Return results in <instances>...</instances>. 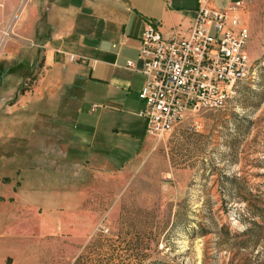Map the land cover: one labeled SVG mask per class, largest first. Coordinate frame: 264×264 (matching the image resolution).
<instances>
[{"label": "crops", "instance_id": "crops-1", "mask_svg": "<svg viewBox=\"0 0 264 264\" xmlns=\"http://www.w3.org/2000/svg\"><path fill=\"white\" fill-rule=\"evenodd\" d=\"M21 1L0 0V40ZM240 1L30 0L15 16L0 51V113L21 114L15 126L31 135L0 159V264H44L57 236H85L104 186L150 156L139 95L147 23L170 39L189 32L201 3Z\"/></svg>", "mask_w": 264, "mask_h": 264}, {"label": "rangeland", "instance_id": "rangeland-1", "mask_svg": "<svg viewBox=\"0 0 264 264\" xmlns=\"http://www.w3.org/2000/svg\"><path fill=\"white\" fill-rule=\"evenodd\" d=\"M29 2L19 3L0 47ZM243 17L249 80L223 108L191 113L154 137L149 157L116 189L104 186L97 224L79 239L57 236L44 264H264V0H246ZM19 116L0 113V159L14 158L15 137L31 135L16 128Z\"/></svg>", "mask_w": 264, "mask_h": 264}, {"label": "built area", "instance_id": "built-area-1", "mask_svg": "<svg viewBox=\"0 0 264 264\" xmlns=\"http://www.w3.org/2000/svg\"><path fill=\"white\" fill-rule=\"evenodd\" d=\"M244 11L243 1L225 10L201 3L189 32L170 39L156 23H147L139 47L145 77L139 95L148 133L161 139L187 115L223 108L232 87L249 80L253 65Z\"/></svg>", "mask_w": 264, "mask_h": 264}]
</instances>
